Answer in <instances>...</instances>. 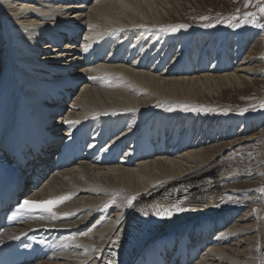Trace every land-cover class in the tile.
<instances>
[{
	"label": "bare ground",
	"instance_id": "1",
	"mask_svg": "<svg viewBox=\"0 0 264 264\" xmlns=\"http://www.w3.org/2000/svg\"><path fill=\"white\" fill-rule=\"evenodd\" d=\"M65 1L74 0H0V123L5 135L19 139L20 127H27V121H20L28 105L36 103L46 109L47 88H67L66 83L74 79L83 92L66 105L65 121H79L66 123L69 131L76 132L90 124L92 140L101 131L110 133L111 140L97 159L54 176L29 197L28 200L40 201L71 194V199L53 209L58 218L52 219L37 209V216L25 227L5 234L15 236L33 230L35 238L47 236L51 247L34 264H150L154 253L167 241L176 245L168 236L178 234L181 228H194L208 233L192 240L197 253L209 233L216 235L195 264H254L257 260L264 264V206L259 226L261 252L249 260L250 248L245 252L232 243L239 233L237 227L246 230L250 226H242V219L233 225L228 223L235 210L230 211L226 201L222 202L227 195L235 194L230 190L229 178L238 176L225 164L212 168L213 135L210 141L207 135L203 143L207 131L203 134L205 128L199 125L206 117L201 121L196 115L189 116L188 124L184 120L187 109L199 108L205 96L218 98L223 91L248 88L253 83L249 62L234 58L231 69L226 54L218 63L215 57L210 67L205 58H198L193 66L195 52L189 48L186 60L180 57L162 70L173 48L166 54L157 49L154 52L146 47L139 32L145 27L156 30L164 24L161 16L149 12L146 5L162 8L171 0H91L90 6L88 0H75L74 4ZM29 2L32 5L25 4ZM16 6L18 13L12 11ZM121 29L135 32L120 40ZM80 31L83 38L79 41ZM85 45L87 52L83 50ZM186 65L185 71L178 69L181 76L174 75L177 68ZM92 76L98 79H90ZM50 108L51 112L59 110ZM212 121H206L211 128ZM64 125L65 122H55L56 135ZM197 132L199 144L190 145ZM121 143L124 153L117 149ZM185 146L188 148L184 150ZM147 147L157 151L155 157ZM99 149L100 145L96 150ZM113 157L120 158V162L113 165L109 160ZM259 159L264 169V154ZM2 179L0 169V182ZM130 196L136 197L131 207L127 205ZM156 205L162 207L158 209ZM172 205L186 211L173 210L170 218L156 214L164 208L172 210ZM249 213L247 209L244 215L249 218ZM211 218L218 220L217 226L205 222ZM58 229L69 231L53 237Z\"/></svg>",
	"mask_w": 264,
	"mask_h": 264
},
{
	"label": "rangeland",
	"instance_id": "2",
	"mask_svg": "<svg viewBox=\"0 0 264 264\" xmlns=\"http://www.w3.org/2000/svg\"><path fill=\"white\" fill-rule=\"evenodd\" d=\"M1 2L5 3L4 0H1ZM65 3L74 4L75 0L65 1ZM25 4L32 5L30 2ZM87 4L90 6L92 4L91 0H88ZM261 6H264V0H171L162 8H157L154 4L146 5V8L149 12L157 16H161L164 24H161L162 26L159 25V29L156 30L145 27L140 29L139 32L140 37L145 40L146 47L150 46L149 49H153L154 52L159 50V53L166 54L169 49L171 51L173 48V51L170 53L168 59L161 67L162 70L168 67L170 63L173 62V60H176L180 57L181 61L182 59L186 60V56L189 51L192 53L195 52V55L192 59V61H194L193 66L196 64V61H198V58H201V60L205 58L207 59V66L210 67L213 62L212 60L215 57L216 60L214 59V62L218 63L217 60L221 61L223 57H226V54L229 55L231 69L234 68V58H236L238 61L245 60V62H249L248 64H250L249 66L251 69L249 76L252 74L250 76L252 79L250 80H252L253 83L248 86V88H245L244 90L236 88L234 90L223 91L222 94L218 96V98H210L205 96L201 101L203 104L200 103L201 107L199 106V108H193L194 111L193 109L189 110L188 108V111L184 115L186 124H188L189 116L196 115L201 121L206 117V120L203 122V124L199 120L198 122H200L199 125H202V129H206L203 130V134H205L207 131V134H205L204 137L200 136L205 138L202 140L203 143H205L207 140V135H209V141L210 137L213 135V138L211 137L212 139L210 141L211 146H213V144L215 145V147H211L213 150V163L211 164V166L213 165L212 168L225 164L230 166L234 171L233 173H236L238 176L236 179H233L235 176L229 178L231 183H229L230 190H235V194L231 195L232 197L227 195L228 199L223 200L222 202L225 203L226 201L228 204V209H231L230 211L235 210V213H232L228 223L233 225L235 220L240 222L242 219V226H250L249 229L246 230H243L245 228L240 229V227H237L238 229L236 228V231L239 230V233L243 231L244 234H240H242L244 237L236 232L238 233L236 234V240L232 243L235 245L236 249H241L245 252H247L249 250L248 248H250L249 251H251V257H248L249 260L258 257L259 253L261 252L259 244L262 234L259 226L261 225L260 218H262L261 210L264 206V193L262 194L258 190V188H264V169H261L259 159L260 155L264 154V107H261V105L264 104V27L257 26V24L264 25V15H261L258 11L259 7ZM17 9H19V6L12 8V11H16ZM246 12L256 13V23L243 22L244 13ZM15 13L18 12L16 11ZM202 17H208V19H202ZM232 17H236V19H231ZM249 19L251 20V17ZM230 23H239L240 27H230ZM205 24H212L214 26L206 28L204 27ZM179 25H188V27L179 28V30L176 32L164 30ZM120 31L121 34L118 36L119 39L120 37H130L131 34L133 35L135 32L129 29ZM82 33L83 32L80 31L77 34L79 41L83 38ZM122 38L120 40H123ZM189 48L191 49L189 50ZM161 54H158L159 57ZM36 59H38V57ZM187 68V65L182 68H177L173 73L174 75L181 76L182 72H178V69L185 71ZM78 85H80V83ZM67 106H69V104H67ZM213 107L216 108L213 109ZM197 108L200 109L199 112ZM209 109L211 111H208ZM245 109H247V111H244ZM209 114L211 115L209 116ZM208 118H212L213 120L211 122L213 126L212 128L209 126V124H206ZM197 134L198 132L191 137V141L189 143L190 145L199 144V142L196 141L198 137ZM231 135L233 137H231ZM230 143L233 145L231 146ZM187 148L188 146H185L184 150ZM224 156L226 157L224 158ZM228 160H230V162ZM246 162L249 164L248 166ZM242 167L245 169V171H241ZM242 172L244 175H242ZM225 191L226 189L224 192ZM260 201L262 203H260ZM247 209L250 211L248 214L249 218L244 215V212H246ZM254 209L256 211H253ZM246 218L252 219V222ZM244 221L251 223L245 224ZM205 222L217 223L218 220L211 218L209 220H205ZM251 226L254 227L252 228ZM136 234L139 235V233ZM252 239H255L256 241H253ZM257 240H259V243ZM256 262L254 264H259V260Z\"/></svg>",
	"mask_w": 264,
	"mask_h": 264
},
{
	"label": "snow or ice",
	"instance_id": "3",
	"mask_svg": "<svg viewBox=\"0 0 264 264\" xmlns=\"http://www.w3.org/2000/svg\"><path fill=\"white\" fill-rule=\"evenodd\" d=\"M259 13L261 15H264V6L259 7L258 9ZM251 17V20L249 19ZM202 19H208V17H202ZM231 19H236V17H232ZM244 23H256V13H249L246 12L244 13ZM214 25L212 24H205L204 27L206 28H210L213 27ZM230 27L236 28V27H240L239 23H230L229 24ZM258 27H264V25H259L257 24ZM89 27H94L93 25H89ZM188 25H179V26H174L171 27L170 29H164L165 31H172V32H176L179 30V28H187ZM122 30V29H121ZM85 52L88 51V46L85 45L84 49ZM90 79L96 80L98 79V77L92 76L90 77ZM157 106H161V105H157ZM187 109V106H184ZM261 107H264V104L261 105ZM172 109L169 108V111H171ZM129 111H135L134 109H129ZM244 111H247V109H245ZM65 123L71 125V124H76L79 123V121H73V120H67L65 121ZM259 191L261 193H264V188H260ZM71 199V194H66V195H62V196H58V197H53L51 199L48 200H40V201H34V200H28L25 199L23 200V202L20 204V208L24 209L26 211H34V210H41L43 212H46L50 215V217L52 219H56L58 218V214L53 210L56 206H58L59 204L65 202L66 200ZM136 199V197L134 196H130L127 198V205L129 207L132 206L133 201ZM112 203H115V201L113 200ZM108 205H105V207H107ZM156 207L158 209H160L162 206L161 205H156ZM173 210L176 212H183L186 211L185 208L180 207L179 205H172V210L164 208L161 211H157V215L160 216L161 218L164 217H171L173 215ZM253 211H256L255 209ZM147 212H144V215H147ZM64 215H68L67 213H65ZM93 251H98V249L93 248Z\"/></svg>",
	"mask_w": 264,
	"mask_h": 264
}]
</instances>
